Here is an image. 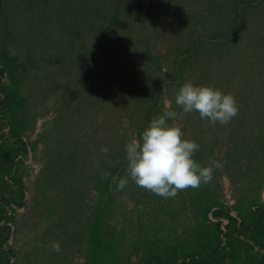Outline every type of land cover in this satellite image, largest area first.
<instances>
[{
	"label": "trees",
	"instance_id": "trees-1",
	"mask_svg": "<svg viewBox=\"0 0 264 264\" xmlns=\"http://www.w3.org/2000/svg\"><path fill=\"white\" fill-rule=\"evenodd\" d=\"M186 81L235 97L238 113L225 124L230 128L226 167L238 179L261 171L264 0H0V264H17L8 241L16 211L26 205L24 176L35 145L24 133L34 125L33 87L58 104L37 140L49 158L43 170L49 192L79 202L91 189L97 191L82 223V264H128L141 246L128 250L126 227L113 216L120 212L122 224L141 230L144 224L134 221L140 205L161 210L163 196L131 179L117 188V180L127 175L125 144L165 111L177 113L168 120L175 125L182 111L175 93ZM200 125L215 132L211 151L205 134L189 138L200 145L194 154L199 164L220 142L221 130L220 123L196 112L185 115L181 129L186 137L185 131ZM203 185L178 194L183 203L197 202L205 220L210 212L217 218L207 232L209 252L202 256V250L157 245L145 252V264H264V203L234 216L222 204L212 208ZM121 195L135 201L131 210L121 208ZM221 218L228 220L226 231Z\"/></svg>",
	"mask_w": 264,
	"mask_h": 264
},
{
	"label": "rangeland",
	"instance_id": "rangeland-1",
	"mask_svg": "<svg viewBox=\"0 0 264 264\" xmlns=\"http://www.w3.org/2000/svg\"><path fill=\"white\" fill-rule=\"evenodd\" d=\"M160 48L162 52L165 51V46L161 45ZM164 102L167 107L171 105L168 98ZM29 104V110L35 119L32 129H28L24 137L35 146L27 159V171L24 176L27 186L26 205L16 211L13 234L8 241L14 251L13 261L17 264H82L86 245L80 241L85 233L82 223L90 212V206L96 202L97 191L91 189L89 195L79 202L62 196L58 190L49 192L43 177V170L49 158L45 144L37 140L56 116L58 104L54 97L38 90L36 86L32 88ZM185 115L182 110L175 120V125L182 128ZM220 125V142L200 164L207 165L211 160H217L222 166L214 167L212 180L203 185V198L214 203L212 208L222 204L229 209L230 214L236 216L240 211L246 213L245 211L255 203H264V176L260 175L264 167L261 171H248L240 179L231 176L230 169L225 164L230 128L225 124ZM214 132L200 125L199 128L190 127L185 131V135L186 138H191L192 133L205 134L211 151L210 142ZM261 182L263 185L258 188ZM120 199L121 208L129 211L134 207L135 201L132 198L121 195ZM161 201L163 207L158 211L149 207L144 209L145 207L140 205L139 210H142V213L134 217V221L140 226L144 224L141 230L134 224L130 226L126 221L122 224L124 216L120 215V212L113 216L114 223L119 227H126L123 237L128 250H132L135 245L141 246L137 251L130 253L131 262L128 264H145L142 259L145 252L157 245H177L180 251L187 253L210 241L207 232L217 220L211 212L209 219L205 220L201 207L196 205L197 202L187 200L183 203L178 193L174 197H163ZM236 205L240 206V210ZM75 206H80V212H75ZM165 206L167 207L164 210ZM220 220L223 223L228 222L225 218ZM57 241L61 245L58 252L51 247V244ZM75 246L78 251L74 249Z\"/></svg>",
	"mask_w": 264,
	"mask_h": 264
},
{
	"label": "clouds",
	"instance_id": "clouds-1",
	"mask_svg": "<svg viewBox=\"0 0 264 264\" xmlns=\"http://www.w3.org/2000/svg\"><path fill=\"white\" fill-rule=\"evenodd\" d=\"M175 103L184 113L196 112L202 120L211 124H227L239 110L231 93L191 81L180 85L175 93ZM176 116L175 111H165L154 117L138 138L134 137L125 144L127 175L117 180L118 189L125 188L131 179L138 187L170 198L181 190L198 188L212 180L214 167L222 165L217 160L201 165L194 159L200 145L186 138L179 126L168 123ZM123 124L127 127L128 122L125 120ZM51 247L58 252L61 245L57 241Z\"/></svg>",
	"mask_w": 264,
	"mask_h": 264
},
{
	"label": "crops",
	"instance_id": "crops-1",
	"mask_svg": "<svg viewBox=\"0 0 264 264\" xmlns=\"http://www.w3.org/2000/svg\"><path fill=\"white\" fill-rule=\"evenodd\" d=\"M256 204V203H255ZM254 206V205H253ZM253 206H251V207H253ZM251 207H249L245 212H247ZM254 208V207H253ZM242 212V211H241ZM210 219H211V216H210ZM217 221V220H216ZM228 223V222H227ZM226 223V224H227ZM223 236V235H222ZM240 238L242 239V240H244V237H242V236H240ZM209 240H210V238H209ZM222 240H223V242H222V245H227L226 244V241L224 240V238L222 237ZM210 243V241L209 242H207L206 244H204V243H202V245H200V247L197 249V250H195V251H190V252H195V253H199V251H203V254H202V256H205L206 255V253H208L209 252V249H205L208 245H210L209 244ZM210 247V246H209ZM227 247V246H226ZM228 251V250H227ZM189 252V253H190ZM202 253V252H201ZM201 255V254H200ZM227 262H229V260H227Z\"/></svg>",
	"mask_w": 264,
	"mask_h": 264
},
{
	"label": "built area",
	"instance_id": "built-area-1",
	"mask_svg": "<svg viewBox=\"0 0 264 264\" xmlns=\"http://www.w3.org/2000/svg\"><path fill=\"white\" fill-rule=\"evenodd\" d=\"M226 223H227V222H224L223 225H222V229H223L224 231H226V228H225Z\"/></svg>",
	"mask_w": 264,
	"mask_h": 264
}]
</instances>
